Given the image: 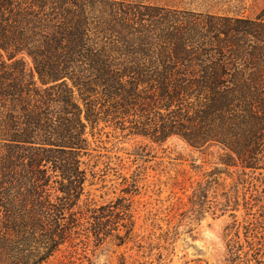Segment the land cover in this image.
<instances>
[{
	"label": "trees",
	"instance_id": "trees-1",
	"mask_svg": "<svg viewBox=\"0 0 264 264\" xmlns=\"http://www.w3.org/2000/svg\"><path fill=\"white\" fill-rule=\"evenodd\" d=\"M58 1L60 9L53 18L58 23L54 25L45 24L43 17H49L50 10L55 11L49 10V3L55 0H39L28 8L0 0V49L14 58L27 54L34 60L43 85L55 84L54 104L58 109L57 121L52 125L35 117L27 124L24 135L15 133L7 140L21 151L27 152L22 148L26 145H36L45 154L33 150L11 160L19 158L25 168H30V180L44 184L41 167L57 164L55 172L59 171L71 185L61 190L67 203L57 206L38 200L43 198L44 190L39 184L28 195L20 193L19 197L8 199L9 192H5L15 188L16 181L10 176L16 175L13 168L17 163H5V179L0 180V184L4 182L0 185V212L4 213L0 222V256H9L15 264H44L62 245L65 232L61 229V217L75 207L81 209L84 180L77 158L90 147L89 140L84 139L89 127L95 130L102 122L140 117L144 122L141 127L135 125L131 136L150 138L155 143L177 136L197 150L219 145L230 153L231 161L224 162V166L242 169L238 185L244 188L249 185L247 171L255 173L261 169L257 152L264 141V71L257 69L264 68V61L260 53H246L244 45L249 38L264 43V15L258 19L261 24L237 21L252 28L247 36L236 40L230 33L204 32L191 21L182 23L171 10H165L162 16L153 7L148 8L149 15H140L142 23L137 27L128 18L115 14L101 19L103 23L92 29L85 6L81 9L73 3L80 9L75 14L72 5ZM222 34L227 41H221ZM209 35L217 38L218 46L216 58L211 59L206 57L207 48L215 43ZM36 38L47 42H28ZM249 61L254 62L250 66L256 70L229 69V65L238 68V64L246 65ZM49 102L47 96L41 97L33 113L48 107ZM163 110L167 115L160 113ZM39 134L42 136L37 137ZM66 153L72 157L70 163L62 159ZM27 160L28 166L24 164ZM215 182L223 186L219 177L210 186ZM208 187L201 185L197 190L196 194L202 193V204L208 202ZM237 187H230L224 194L225 202L216 206L235 212L242 205L246 212L243 223L235 220L227 228V262L264 264V216L260 219L254 212L260 200L245 197L240 204ZM89 210L88 207L86 214H90ZM91 218L96 222L101 219ZM52 224L59 231L53 230ZM100 230L99 225L97 232ZM36 237L47 247V253L41 258L36 256L39 259L33 262L24 259L20 249L28 248V238Z\"/></svg>",
	"mask_w": 264,
	"mask_h": 264
},
{
	"label": "rangeland",
	"instance_id": "rangeland-1",
	"mask_svg": "<svg viewBox=\"0 0 264 264\" xmlns=\"http://www.w3.org/2000/svg\"><path fill=\"white\" fill-rule=\"evenodd\" d=\"M9 1L28 8L31 3H37L39 0ZM64 1L69 3V6L72 5L70 8H73L75 14L80 9L75 8L73 3L81 9L85 6L89 18L92 19V29L103 23L101 19H108V16L115 14L123 19L128 18L133 26L137 27L142 23L140 15L144 13L149 15L148 8L153 7L157 8L162 16L165 15V10H171L177 13L182 23L191 21L204 32L230 33L236 40L247 36L252 28L237 21L260 23L258 19L264 15V0ZM58 3V0L53 4L49 3V10L53 8L55 11L50 10L49 17L44 15L45 24L58 23V20L53 19L58 12L56 10L60 9ZM145 19L151 20L148 17ZM211 23L214 26H210ZM210 37L213 38L215 45L211 42L207 48L206 57L209 59L216 58L215 52L218 48L217 38L214 35ZM227 40L222 34L221 41ZM28 42L46 43L47 40L36 38ZM41 50L43 51L42 48ZM244 50L251 55L260 53L259 57L264 61V43H257L249 38ZM227 58L231 59L230 56ZM242 64L244 65V62L238 64V68L229 65V69L232 72L236 69L245 72L256 70L255 66H250L254 64L252 61L244 66ZM258 70L264 71V68ZM68 84L72 87L70 81ZM54 86L55 84L43 85L34 60L30 56L23 54L14 58L0 49V180L5 179V172L3 173L5 163H17L13 168L16 175L10 176L16 181L13 182L15 188L10 190L8 188L5 192H9L8 199L15 198L20 193L28 195V191H33L35 189L33 187L39 184L44 190L43 198L38 200L44 199L56 206L67 203V200L65 201L67 197L61 190L71 185L64 181L59 171L55 172L57 164H43L41 167L40 172L45 177V184L30 180L32 177L29 175L30 168H25L19 158L31 151L44 152L42 149H36L40 148L36 145H26L22 148L27 152L21 151L17 146H13L15 143L7 141L10 140L9 135L19 132L24 135L27 124L35 117L49 125L57 121L58 109L54 104L56 99ZM47 90L50 93L46 94ZM43 96L50 99V104L34 114L35 107L40 104L38 102ZM26 108L29 109V113H25ZM160 113L167 115L164 110ZM143 122L140 117H127L115 122L111 120L102 122L95 130L90 127L87 129L84 139L89 140L90 147L77 158L84 180L83 191L81 190L83 194L79 202L81 209L75 207L66 211L65 217H61V229L65 232L63 243L44 264H229L227 228L235 220L243 223L246 218L242 205L235 212L232 208H216L225 202L224 194L230 187L238 186L240 204L244 203L245 197L260 200L254 212L262 219L264 141L257 152L258 165L261 169L255 173L247 171L249 185L244 188L243 185H238L241 183L242 169H227L223 164L231 161L228 158L229 151L219 145L197 150L177 136L169 138L164 143L131 136L135 125L141 127L140 124ZM66 154L62 159L70 163L72 157L70 153ZM49 155L56 156L51 153ZM17 156H19L17 160H11ZM25 163L28 166V160ZM216 177L220 178L219 183L223 186L216 185L218 182L210 186V182ZM206 184L209 186L206 189L209 191V199L205 206L201 201L202 193H196L201 185ZM10 203H13L12 199ZM88 207L91 209L90 214H86ZM210 207L212 209H209ZM3 216L4 213L0 212V222ZM92 216L101 219L96 222ZM132 224L134 230L131 234L129 231ZM99 225L101 230L98 233ZM52 228L58 230L54 224ZM28 239L29 247L21 248L20 250L24 251L21 255L25 256L24 259L29 261L33 259V262H37L39 258L35 257H44L47 247L41 245L37 237L36 240L33 239L34 241L32 238ZM0 258L3 264H15L14 259L9 256L2 255Z\"/></svg>",
	"mask_w": 264,
	"mask_h": 264
}]
</instances>
